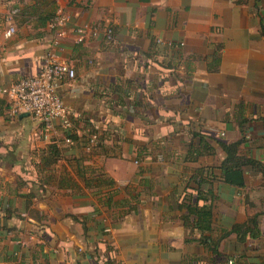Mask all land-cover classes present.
Masks as SVG:
<instances>
[{
  "label": "crops",
  "instance_id": "0c3cea01",
  "mask_svg": "<svg viewBox=\"0 0 264 264\" xmlns=\"http://www.w3.org/2000/svg\"><path fill=\"white\" fill-rule=\"evenodd\" d=\"M58 8L76 140L59 120L45 138L0 92V264H264V0H0V88L38 72ZM86 22L100 32L76 43ZM218 141L260 163L243 186L224 181ZM100 171L115 181L110 205L113 188L83 179ZM190 199L211 206V231L194 227ZM254 215L258 235L240 240L232 227ZM224 231L219 253L200 242Z\"/></svg>",
  "mask_w": 264,
  "mask_h": 264
},
{
  "label": "built area",
  "instance_id": "2783aa9c",
  "mask_svg": "<svg viewBox=\"0 0 264 264\" xmlns=\"http://www.w3.org/2000/svg\"><path fill=\"white\" fill-rule=\"evenodd\" d=\"M17 12L16 7L8 11L7 20L10 25L3 32L4 38H9L16 32L15 24L11 21ZM68 21L69 15L61 8L56 9L48 23L52 31L50 48L41 57L38 72L33 76L18 79L9 87L0 88V92L8 97L9 114H27L38 119L43 125L45 138L50 136L56 120L60 121L63 129L71 128L70 112L58 93L62 82L75 77L74 68L58 56V51L62 49L61 42L68 34ZM72 32L75 42L82 43L88 37L98 36L100 29L97 25L86 22L74 27ZM102 33L107 41L113 39L110 27H106ZM97 140L96 134L90 135L92 144L97 143ZM66 141L69 142V138H66Z\"/></svg>",
  "mask_w": 264,
  "mask_h": 264
},
{
  "label": "trees",
  "instance_id": "16d2710c",
  "mask_svg": "<svg viewBox=\"0 0 264 264\" xmlns=\"http://www.w3.org/2000/svg\"><path fill=\"white\" fill-rule=\"evenodd\" d=\"M54 13L45 16L46 22L50 21ZM20 14L21 11L20 9H18V12L14 15V19L18 18ZM92 134L97 135L98 140L96 145H98L101 140V137L97 134L96 131L93 130L90 131V135ZM65 136L69 138L70 141L76 140V135L69 130L67 131ZM218 143L226 152V157L221 163V169L223 171L224 181L232 185L243 186L244 185L243 167L246 165H250L252 167H260V163H258L253 159L246 158L238 154L239 142L223 143L218 141ZM47 152L49 156L47 160L48 164L51 162V159L56 160L60 156L59 149L55 143H51V145H49ZM83 179L86 185L94 186L95 188H97V191L102 186H107L110 188H113L115 186V181L110 177H108L106 173L103 171L97 172L91 179L85 177H83ZM115 194H116L115 188H113L112 191L108 192L107 194L108 196L106 197L108 205H110V202L115 196ZM196 199L197 201L202 199V195L198 193ZM197 201L193 202L192 199H190V203L186 205L189 214H192L195 217L194 227L200 231H211L212 230L211 206L208 204L198 205ZM257 219H258V215H254L253 217L247 220V224H241V225L236 224L232 227L231 231L236 232L240 240H244L245 237L244 234L246 233L247 234L249 233L250 237H256L259 233V226ZM229 232L230 231L222 232L220 237H218L217 239H212L210 237H201L200 242L204 244L211 253H219L218 244L221 238L227 236Z\"/></svg>",
  "mask_w": 264,
  "mask_h": 264
}]
</instances>
